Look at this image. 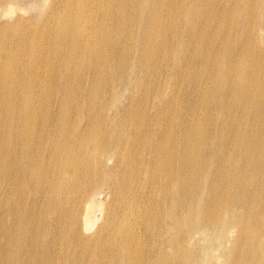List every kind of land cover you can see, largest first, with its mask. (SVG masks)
<instances>
[{
    "label": "bare ground",
    "instance_id": "1",
    "mask_svg": "<svg viewBox=\"0 0 264 264\" xmlns=\"http://www.w3.org/2000/svg\"><path fill=\"white\" fill-rule=\"evenodd\" d=\"M52 2L0 24V264H264V0Z\"/></svg>",
    "mask_w": 264,
    "mask_h": 264
},
{
    "label": "rangeland",
    "instance_id": "2",
    "mask_svg": "<svg viewBox=\"0 0 264 264\" xmlns=\"http://www.w3.org/2000/svg\"><path fill=\"white\" fill-rule=\"evenodd\" d=\"M51 2H52V0H27L24 3L15 4L14 6H6L5 7V12L3 13V17L0 20V24H8L7 23L8 21H13L17 17L22 15V16H26L27 18L31 17L33 22H34V24L37 23V25H38L39 20L44 19L46 17V15H47L50 7H51L50 5L53 4V2L52 3ZM224 3H223V6H224ZM191 6H192V4H190V5L188 4V5L184 6L181 9L182 19L185 18V15H186L187 12L191 11V9H192ZM223 6L219 3V1L216 2V7L219 9V12H223L224 11V7ZM86 10L90 14V10L91 9L86 8ZM225 10L229 11L230 9H225ZM234 13L237 14V7L234 9ZM131 25L135 28V31H138V30H140L142 28V22L140 21V19L139 20H136V19L133 20ZM180 28L181 29H187V28H189V24L183 22L181 24ZM202 28H204V29H206L208 31V36H209L208 42H210L211 41V37L218 31V29L220 27H218V25H213L211 22L208 23V21H204L203 20ZM109 31L115 33V31L113 29H109L108 32ZM236 36L237 35L234 34V36L232 37L231 41ZM99 40L101 42H104V41L106 42V46H104L103 49H104L105 52L108 53L109 52V49H108L109 41H113L115 45L118 44V45L122 46V43H123L124 39L118 38L116 36V33H115V35L114 34L105 35L104 36V41H103V37H100ZM106 40H108V41H106ZM183 49H185L184 46H183ZM180 52L181 51L178 52V56H179ZM225 57L226 56H224V58ZM165 63H166V61L161 62L160 64L163 65ZM153 73L154 72H151L149 74V77H148V82H149L150 87H154V85H158V84H155L156 83L155 78L159 79L158 82L164 83L165 79L163 77H153ZM172 73H173V70H172V67H171V74ZM137 77H138V69H136V72L132 75L131 79H133L135 81ZM84 86H88L89 87L90 85H84ZM158 86L162 89V88H164L165 85H158ZM147 87H148L147 85H144V87L142 89H139V92L136 93L135 91H133V88L131 86L128 90H126L124 92V97L125 98L123 99V103L121 104V107H127V105L129 104V100L130 99H132V100H142V98L147 93V92L145 93V90H146ZM78 91H79V89H78ZM102 91H103V89H101L96 95H99V97L104 96V94H101ZM171 92H172V87L171 86L166 87L163 90V92H161V93L154 92V89L151 88L150 94H152V95H151L150 101H155V105H157V106L161 105L162 104V100L167 99L168 95ZM137 104H139V103H137ZM111 108H114V106L111 107V106L108 105V109H111ZM136 108H138V105H136ZM114 112H115V109H113V113ZM152 112H153V108H149L148 112H145L144 108H141L138 111V115H139V117H143L144 118L146 116L148 117L150 115V113H152ZM206 121H207V119H206ZM71 125L74 126L72 123H71ZM105 132H107V130L101 131L100 133L104 134ZM101 196H100L99 199L102 202H104V204L108 203L109 197L107 196V194L104 193ZM204 263L208 264L207 261H204Z\"/></svg>",
    "mask_w": 264,
    "mask_h": 264
}]
</instances>
